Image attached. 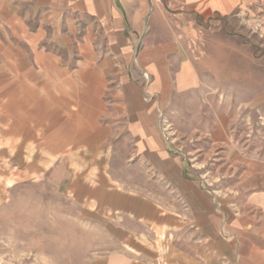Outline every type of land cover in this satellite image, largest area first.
<instances>
[{
  "label": "crops",
  "instance_id": "crops-1",
  "mask_svg": "<svg viewBox=\"0 0 264 264\" xmlns=\"http://www.w3.org/2000/svg\"><path fill=\"white\" fill-rule=\"evenodd\" d=\"M243 13L264 42V0H0V204L51 183L105 237L90 264H264V158L233 150L226 106L172 124L243 52Z\"/></svg>",
  "mask_w": 264,
  "mask_h": 264
},
{
  "label": "rangeland",
  "instance_id": "rangeland-1",
  "mask_svg": "<svg viewBox=\"0 0 264 264\" xmlns=\"http://www.w3.org/2000/svg\"><path fill=\"white\" fill-rule=\"evenodd\" d=\"M238 21L231 34L240 37L243 52L218 53V69L223 76L211 79L216 83L214 91L200 104L179 101L182 106L172 124L186 136L226 106L232 121L233 150L249 158H264V44H256L252 54L247 50L253 47L250 36L256 35L262 42L263 36L258 28L256 31L252 28L256 24L254 15L243 13ZM220 29L217 25L207 32ZM205 44L204 32L198 57L205 54ZM224 68L228 76H224ZM221 84L227 87L221 88ZM177 141L183 142L176 139L174 143ZM186 145L204 146L199 140H186ZM178 152L187 157L190 152L194 154V151ZM77 215V206L68 203L51 183L17 185L0 204V264H90L93 249L105 237L100 230L78 220Z\"/></svg>",
  "mask_w": 264,
  "mask_h": 264
},
{
  "label": "built area",
  "instance_id": "built-area-1",
  "mask_svg": "<svg viewBox=\"0 0 264 264\" xmlns=\"http://www.w3.org/2000/svg\"><path fill=\"white\" fill-rule=\"evenodd\" d=\"M252 28L255 31H256V28H258L259 32L262 31L260 19H258V18L256 19V24L252 25ZM203 34H204V29H201V28L195 29V36L196 37L192 38L191 39L192 42L190 43L192 48L195 46L200 47V45L203 44Z\"/></svg>",
  "mask_w": 264,
  "mask_h": 264
}]
</instances>
